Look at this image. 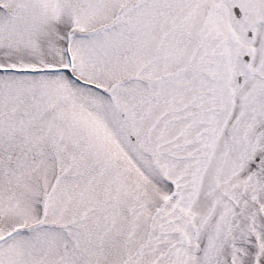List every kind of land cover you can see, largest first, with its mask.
I'll return each mask as SVG.
<instances>
[{
  "label": "snow or ice",
  "instance_id": "1",
  "mask_svg": "<svg viewBox=\"0 0 264 264\" xmlns=\"http://www.w3.org/2000/svg\"><path fill=\"white\" fill-rule=\"evenodd\" d=\"M0 264H264V0H0Z\"/></svg>",
  "mask_w": 264,
  "mask_h": 264
}]
</instances>
